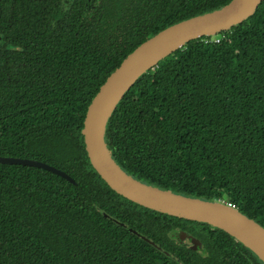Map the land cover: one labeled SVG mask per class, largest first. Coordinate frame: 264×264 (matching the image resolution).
Instances as JSON below:
<instances>
[{
    "label": "trees",
    "instance_id": "1",
    "mask_svg": "<svg viewBox=\"0 0 264 264\" xmlns=\"http://www.w3.org/2000/svg\"><path fill=\"white\" fill-rule=\"evenodd\" d=\"M229 1L0 0V155L75 179L0 162V264H264L221 228L116 192L82 133L93 97L131 51ZM106 141L135 178L232 202L264 226V0L143 74L110 117ZM180 231L201 247L183 244Z\"/></svg>",
    "mask_w": 264,
    "mask_h": 264
},
{
    "label": "water",
    "instance_id": "2",
    "mask_svg": "<svg viewBox=\"0 0 264 264\" xmlns=\"http://www.w3.org/2000/svg\"><path fill=\"white\" fill-rule=\"evenodd\" d=\"M262 1L230 0L220 8L173 23L139 44L100 86L88 106L82 133L93 167L116 192L151 209L221 228L264 262V226L260 222L224 200L186 195L135 178L118 164L106 141L110 117L143 74L190 40L216 35L243 22ZM0 162L42 167L75 182L66 171L41 160L0 155ZM177 237L195 250L202 245L198 237L187 231H180Z\"/></svg>",
    "mask_w": 264,
    "mask_h": 264
},
{
    "label": "built area",
    "instance_id": "3",
    "mask_svg": "<svg viewBox=\"0 0 264 264\" xmlns=\"http://www.w3.org/2000/svg\"><path fill=\"white\" fill-rule=\"evenodd\" d=\"M207 36H209V35H207ZM212 40H214V41H220V38H215V39H210V38H206L205 39V41L206 42H209V41H212ZM158 65V63L155 65V66H157ZM228 204H230V205H232V206H236L234 203H232V202H228V201H226Z\"/></svg>",
    "mask_w": 264,
    "mask_h": 264
},
{
    "label": "rangeland",
    "instance_id": "4",
    "mask_svg": "<svg viewBox=\"0 0 264 264\" xmlns=\"http://www.w3.org/2000/svg\"><path fill=\"white\" fill-rule=\"evenodd\" d=\"M0 42H1V37H0Z\"/></svg>",
    "mask_w": 264,
    "mask_h": 264
},
{
    "label": "clouds",
    "instance_id": "5",
    "mask_svg": "<svg viewBox=\"0 0 264 264\" xmlns=\"http://www.w3.org/2000/svg\"><path fill=\"white\" fill-rule=\"evenodd\" d=\"M210 36V35H209ZM225 201V200H224Z\"/></svg>",
    "mask_w": 264,
    "mask_h": 264
}]
</instances>
